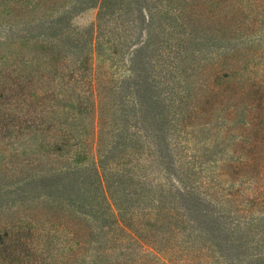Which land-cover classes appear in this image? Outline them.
<instances>
[{"label": "rangeland", "instance_id": "1", "mask_svg": "<svg viewBox=\"0 0 264 264\" xmlns=\"http://www.w3.org/2000/svg\"><path fill=\"white\" fill-rule=\"evenodd\" d=\"M241 158L264 0H0V264H264Z\"/></svg>", "mask_w": 264, "mask_h": 264}, {"label": "trees", "instance_id": "2", "mask_svg": "<svg viewBox=\"0 0 264 264\" xmlns=\"http://www.w3.org/2000/svg\"><path fill=\"white\" fill-rule=\"evenodd\" d=\"M106 108L104 106H102L99 109V116H96V124L93 128L97 127L98 128V133H97V137L98 142H97V147L100 146V142L102 140V134H104V128H105V121H106V116L104 115ZM9 133L11 134L12 132L9 131ZM12 135V134H11ZM57 137H63L66 138V134H61L60 136ZM263 162L264 160H262V158H241L238 159L237 161H229V166L233 169L232 174H230V183H232L234 186L238 183V181L240 179H248V178H252V177H256V176H252L254 175H260L262 172V168H263ZM248 168H250L248 170ZM241 194V190L239 189L237 192H232L230 193L231 197H236V195H240Z\"/></svg>", "mask_w": 264, "mask_h": 264}]
</instances>
